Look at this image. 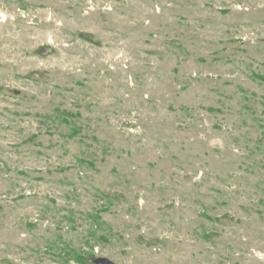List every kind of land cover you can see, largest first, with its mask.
I'll list each match as a JSON object with an SVG mask.
<instances>
[{
  "label": "rangeland",
  "instance_id": "1",
  "mask_svg": "<svg viewBox=\"0 0 264 264\" xmlns=\"http://www.w3.org/2000/svg\"><path fill=\"white\" fill-rule=\"evenodd\" d=\"M264 264V0H0V264Z\"/></svg>",
  "mask_w": 264,
  "mask_h": 264
},
{
  "label": "water",
  "instance_id": "2",
  "mask_svg": "<svg viewBox=\"0 0 264 264\" xmlns=\"http://www.w3.org/2000/svg\"><path fill=\"white\" fill-rule=\"evenodd\" d=\"M100 261L103 262L104 264H112V262L106 258H101Z\"/></svg>",
  "mask_w": 264,
  "mask_h": 264
}]
</instances>
